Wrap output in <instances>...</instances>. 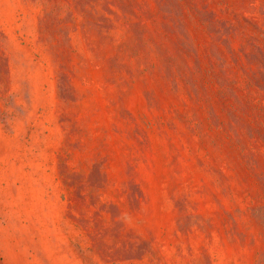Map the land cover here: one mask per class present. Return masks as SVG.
<instances>
[{"label": "rangeland", "instance_id": "rangeland-1", "mask_svg": "<svg viewBox=\"0 0 264 264\" xmlns=\"http://www.w3.org/2000/svg\"><path fill=\"white\" fill-rule=\"evenodd\" d=\"M0 264H264V0H0Z\"/></svg>", "mask_w": 264, "mask_h": 264}]
</instances>
